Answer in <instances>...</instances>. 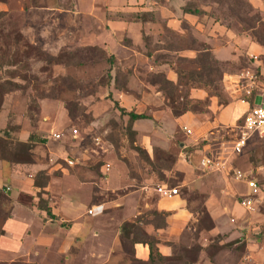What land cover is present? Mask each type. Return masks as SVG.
<instances>
[{
  "label": "rangeland",
  "instance_id": "1",
  "mask_svg": "<svg viewBox=\"0 0 264 264\" xmlns=\"http://www.w3.org/2000/svg\"><path fill=\"white\" fill-rule=\"evenodd\" d=\"M184 1V5L204 9L205 18H202L211 23L209 28L199 31L204 37H215L223 46L234 43L233 49H226L218 62L211 63L216 69L212 77L218 95L214 96L211 90L208 99L203 101L209 102L208 106L213 103L218 108L226 107L233 100L223 89V75L236 73L251 63L264 74V0ZM93 3L95 16L60 14L55 19V14L51 18L47 11L36 9L46 4L44 0H0V12H4L0 15V83H16L0 89V162L6 164L1 172L5 174L7 169L38 184L46 177L48 184L42 189L47 201L51 194L54 201L59 195L71 198L74 206L69 201L63 206L75 213L86 200V189L71 176L64 175L76 174L81 180L90 176L96 181L92 184V199L99 201L112 196L109 192L94 194L99 193L100 182H105L108 168H125L127 182L135 187L164 183L177 188L174 198L183 200L193 217L178 240L169 241L173 244L172 256L155 264H245L261 260L264 218L258 201H264V143L252 135L236 156L231 152L235 138L233 125L217 131L212 136L215 142L189 141L186 135L192 131L186 134L182 127L173 147L154 148L147 160L144 153L136 150L140 145L136 144L135 135L127 132V116H121L114 104L119 106L116 101L120 100L119 91L132 100L138 99L145 90L154 91L133 73L136 63L151 55L157 63L167 62L170 72L176 73L175 96L181 102L190 90L184 82L190 75L192 79L198 77L195 71L204 55L201 51L190 54L186 49L201 50L205 42L197 40L184 22L178 31L166 28L155 11L164 9V0L116 3L94 0ZM60 4L68 7L66 0ZM140 8L151 13L142 18L135 12ZM245 40L255 44L254 51L242 47ZM252 54L257 56L256 61L251 58ZM155 78L154 73H147L146 79L154 82L156 92L160 93L162 82L157 84ZM111 88L114 90L110 91ZM159 93L168 107L164 95ZM213 115L209 110L196 116L201 122L211 120ZM53 133H59L60 137L54 139ZM20 136H27L26 142L29 136L32 139L27 152L15 146V141H21ZM199 149L208 156H220L227 161L226 165L252 171L258 188L252 209L241 206L249 193L246 184L225 171L208 173L198 169ZM180 151L190 155V159L180 158ZM65 157L73 160V164H67ZM5 186L0 185L3 210L9 205ZM37 196L45 197L41 193ZM50 227L51 233L58 235L59 226ZM3 228L2 223L0 233ZM136 233L140 238H151L154 234L145 225ZM130 244L117 245L119 258L115 264H147L132 261Z\"/></svg>",
  "mask_w": 264,
  "mask_h": 264
},
{
  "label": "crops",
  "instance_id": "2",
  "mask_svg": "<svg viewBox=\"0 0 264 264\" xmlns=\"http://www.w3.org/2000/svg\"><path fill=\"white\" fill-rule=\"evenodd\" d=\"M44 1L46 4L37 6L36 9H43L44 13L47 11L51 18L55 14V19L60 14L70 17H85L88 14L90 16L87 17H92L97 14V11L92 9L94 8V0H66L68 2L67 8H63L60 4L62 0ZM118 1L113 0L114 3ZM164 2V9L161 8L160 12L155 10L158 7L153 9L158 18L165 22L166 28L178 31L181 29L182 22L188 24L195 38L205 42L212 56L218 61L226 54V49L234 48V43L229 45L228 42L226 46H223L217 43L215 37L208 35L204 37L203 32H199L203 28L211 26L209 21L203 19L205 13L201 15L184 13L182 11L184 0H164ZM87 7L90 9L87 10ZM135 12L138 14L151 13L146 8L137 9ZM242 42L244 44L242 47L246 48V51L255 50L254 43L246 40ZM187 49L186 51L190 54L196 52L194 49ZM153 58V55L145 56L141 61L142 64L137 62L133 73L145 85H150L154 91L145 90L146 92H141L140 97L136 100L128 98L123 94L125 92L119 91L120 100H116L119 106L126 111L148 116V118L133 121L132 129L135 131L136 144L138 143L145 150L149 159L152 157L154 148L168 149L173 147L181 134L182 127L191 129L193 135L187 136L185 134L189 141L199 139L215 142L216 138L212 136L221 128L233 125L245 110L246 105L244 103L233 101L228 106L220 108L211 103L208 106V111L214 113L211 120L200 122L196 114L189 111L179 116L172 115L168 107L164 105L161 94L156 92V85L153 84L154 82H149L146 76L147 73H154L157 84L161 83L160 79L163 77V79L175 81L177 76H175V72H170V65L167 62L157 63ZM111 90L114 89L111 88ZM158 93L160 96L157 95ZM206 97L207 93L202 89L192 88L189 90V98L191 99L203 100ZM146 107L149 109L144 113ZM192 136L194 137L192 138ZM26 138L27 136L25 138L20 136L21 141ZM197 151L200 154L199 160L204 154L201 149ZM187 156L190 159V155ZM187 156L183 155V152H179L180 158L185 159ZM65 159L67 158L65 157ZM5 166V162H0V185H6L5 190L9 192L8 194L5 190V193L3 192L9 199L8 208L6 210L0 208V213L3 214L0 215L2 217L0 224H4V231L0 233V242L3 243V246L0 245V264H115L119 258L116 247L120 244L121 224L150 210L170 212L165 217V226L155 228L150 222L145 224L158 240L156 246L159 254L163 257H169L171 249L167 242L178 240L182 232L188 227L189 221L193 220L183 200L175 199L174 196L171 198L161 197L154 192V186L141 184V186L135 187L130 185L129 181L127 182L128 176L125 168L118 166L108 168L104 176L105 182H100L102 187L98 189L97 192L99 193H94L102 195L109 192L112 196L106 199L102 198L99 201L92 199V184L96 181L90 176L87 177V180H81L82 177L76 174H62V176H71L76 184L86 189V200L80 206L77 204L78 209L72 213V210L70 211L63 206L66 204L65 201H69L68 204L73 207L74 201L71 198L66 199V197L59 195L54 201L55 199L51 194V198L54 200L50 198L47 201V206L52 215L55 216L54 219H51L46 216L43 210L38 208L39 197L37 194L41 193V196H45L41 198L48 200L45 191L43 192L42 188L36 186L26 176L22 177L7 169L5 170L7 174H3L1 170ZM197 167L201 170L198 165ZM128 187L135 188L128 189ZM99 195L96 196L99 198ZM88 209H91L90 213H88ZM53 224L59 226L58 235L51 233L50 226ZM101 242L104 245L100 244ZM97 245H101V247L96 248ZM132 254L136 259L146 262L148 259L147 245L135 243Z\"/></svg>",
  "mask_w": 264,
  "mask_h": 264
},
{
  "label": "trees",
  "instance_id": "3",
  "mask_svg": "<svg viewBox=\"0 0 264 264\" xmlns=\"http://www.w3.org/2000/svg\"><path fill=\"white\" fill-rule=\"evenodd\" d=\"M182 11L184 13H189V14H194V15H201L204 14L205 11L201 8H194V7H190L187 4H185L182 7ZM4 14V12H0V15ZM147 15L149 13H140L139 16H141L143 18L142 15ZM189 49H194L197 52H204V55L202 56L201 63L200 66L197 68L198 70L195 71L196 74H198V77L195 79H192V76H188L186 81L184 82L185 85L188 86V89H192V88H198V89H202L207 93V98H204L203 100H198V99H191L189 98V95L187 96H182V101L181 102H177L178 99V95L175 96V92H176V83L168 80V79H164L162 80V84L159 87V91L160 93L162 92V94L164 95L166 101H167V105L172 113V115L174 116H179L187 111L196 114V115H202L204 113L208 112V104H206V99H208V96L210 93V91L213 93V95H218V93L216 92L217 87L214 86V79L212 77L213 72L216 71V69H214L211 65V63L218 62L217 59H215L212 54L210 53V51L208 50L207 45L203 44V47L200 49L197 48H193V47H189ZM147 56H149V54H147ZM208 57L210 59H208ZM180 77H183L182 73L179 72ZM222 75L220 76V80L222 79ZM6 84H9L11 86H16L15 82H4V83H0V89L3 90L6 88ZM176 87V88H175ZM224 89V88H223ZM3 95L1 96V100H2ZM116 105V108H118L119 113L121 116H127V124L129 125L127 132L132 134V136L135 135V131L132 129V122L137 120V119H141V118H148V116L146 114H137L133 111H126V109H124L123 107H119L117 105V103H114ZM32 141V139H31ZM30 141V136L28 138V141H15V146L19 147L20 149H22L23 151L27 152L31 145ZM136 150L139 151L140 153H144L143 155H145V157L148 158L147 153L145 152L144 149H142L141 147H136ZM39 174H43L41 172H39ZM47 178L45 177V179L40 182L39 184L34 182V184L36 186H39L40 188H44L47 185ZM38 208L43 210L46 214V216H48L51 219H54L55 216L52 215L49 207L47 206V200L43 199V198H39L38 200ZM170 212L169 211H163V210H150V211H146L144 213H142V215L137 216L135 219L130 220V221H125L124 223L121 224V228H120V243L121 245H126V244H130V252L132 255V261L135 263H147V264H155L158 261H162L166 258L169 257H163L162 255L159 254L158 249L156 244L158 243V240L153 236L151 238H140L138 236V234L136 233V231L138 229L141 228V226H144L147 223H151L155 228L157 227H162L165 226V217L167 215H169ZM135 243H143L146 244L148 247V259L146 262L144 261H140L138 259H136L133 254V245ZM168 246L171 247L173 246L172 243L167 242ZM173 254V250L171 251V256ZM170 256V257H171ZM197 256V255H196Z\"/></svg>",
  "mask_w": 264,
  "mask_h": 264
},
{
  "label": "built area",
  "instance_id": "4",
  "mask_svg": "<svg viewBox=\"0 0 264 264\" xmlns=\"http://www.w3.org/2000/svg\"><path fill=\"white\" fill-rule=\"evenodd\" d=\"M253 60H257L256 55H251ZM224 89L227 91L233 101H238L246 105L245 110L236 119L231 130L235 132V138L232 140L231 152L234 155H240L244 147L248 144L252 135H256L257 139L264 143V74L259 68L251 63L241 68L236 73L223 75ZM186 134H190L191 130L183 127ZM73 134L76 130L73 129ZM54 139L60 137L59 133L52 134ZM99 138V137H98ZM97 138V140H98ZM67 164H73V160L65 159ZM227 164L220 156L212 157L204 154L197 161V165L202 171L222 172L231 174L236 180L243 181L249 189L248 196L241 201V206L247 210L253 208L255 202L254 197L258 196V188L255 179L252 177V171H242ZM155 193L161 197L171 198L177 195V188L169 187L164 183L156 184L153 187ZM261 216L264 218V201L260 203ZM91 209H88V213ZM262 232V241L264 245V228ZM264 251V246H263ZM245 264H264V255L261 260L253 263Z\"/></svg>",
  "mask_w": 264,
  "mask_h": 264
}]
</instances>
